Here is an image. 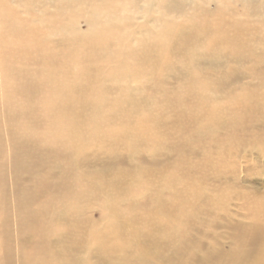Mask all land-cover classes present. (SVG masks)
I'll list each match as a JSON object with an SVG mask.
<instances>
[{"label": "rangeland", "instance_id": "1", "mask_svg": "<svg viewBox=\"0 0 264 264\" xmlns=\"http://www.w3.org/2000/svg\"><path fill=\"white\" fill-rule=\"evenodd\" d=\"M63 1L44 2L43 8L55 10ZM157 1L149 16L144 4L135 1H122L115 13L100 12L104 23H123L133 15L137 24L147 26L130 39L129 48L139 47L137 37L148 38L157 27L164 29L163 43H147L158 52L148 57L154 64L144 74L127 71L98 96L89 89L67 96L60 109L66 110L68 123L53 118L47 105L51 95L44 87L23 101L31 116L15 113L19 117L12 116V126L0 91V264H15L16 259L22 264L34 253L35 246L24 239L34 230L54 239L77 225L82 233L75 247L93 258L98 241L105 239L107 246L122 245L132 256L158 243L170 254L196 252L201 262L218 240L223 250L232 248L230 228L253 229L257 207L264 205V122L244 115L243 109L251 100L264 106V0ZM69 6L60 14L63 21ZM77 26L85 32L91 28L84 18ZM230 30L236 40L226 47L220 35ZM46 39L37 55L21 44L17 51L8 45L6 56L0 55L11 70L7 86L19 88L22 80L50 73L65 80L78 71V57L72 55L43 67L42 59H48L43 54L67 38L54 32ZM130 58L134 53L126 51L120 60ZM82 76L78 85L84 89L91 80L87 72ZM9 100L11 108L21 105L17 98ZM93 120L98 126H91ZM25 125L31 135L23 145L32 158L23 169L13 153L16 143L24 142ZM76 150L90 156L89 167ZM91 184L103 185L96 200L87 195Z\"/></svg>", "mask_w": 264, "mask_h": 264}, {"label": "bare ground", "instance_id": "2", "mask_svg": "<svg viewBox=\"0 0 264 264\" xmlns=\"http://www.w3.org/2000/svg\"><path fill=\"white\" fill-rule=\"evenodd\" d=\"M53 1L54 0H0L1 56H6V49L8 45L12 46L13 51H17L20 50V44L22 47L34 50V54L37 55L38 50L42 47L44 42L47 41L46 37H50L54 32H60L63 36V40L65 38L67 39L54 43L52 50L43 54L48 58L42 59L43 67L48 64L55 65L57 64L58 59L65 58L70 55H72V57H78V63L76 65L78 71L71 75L70 78L60 80L54 73H50V75L42 74V77L36 80L20 81V87L17 88L15 86L16 88L14 87V89L10 85H6V74L11 71L6 63V58L5 61L2 63L0 62V91L3 92L2 97L5 102L4 106L8 109L7 111H9L7 112L9 113L8 119L12 126L18 120L19 116L17 117L16 114H20V116L22 115L23 117L31 116V111L29 110L31 107H29V104L23 103V101L25 102L27 98L32 97L33 93L40 91L44 87H48V93L51 95L47 105L50 110L53 109V118L56 122L59 121L61 123V121L64 120V123H68L69 116L66 110L60 109V105L62 103H68V97H73L74 94L77 93L81 94L86 89H89L93 96H98L100 92L102 93L103 89L106 90V85L108 83H111L118 78H125L123 75L127 74V71L131 73L137 71L144 74L154 64V60L148 57L158 49L156 45L148 46L147 43L152 40H157L158 44L163 43L162 38L164 36V29L162 27H157V32L154 30L151 31L156 35L148 32V38H141L137 33V38L139 39L141 45L139 47H137V45L129 48V41L132 37L136 39V32H142L144 31V28L148 29L145 24H137L133 15L126 17V21L123 23V19H114V21L109 20L105 23L99 20V15L102 10H106L104 11V15L109 12H116L117 5L122 1H124V4L134 3L133 1H135L136 4L138 2H142L144 4L143 11L147 16H149L153 10L152 6L159 4L157 0H64L67 2L63 1L58 4L55 10L43 8L44 2ZM98 1H101V3ZM163 2L164 0H162V3ZM70 4L71 8L66 14L67 18L63 21L60 14H63L65 10L70 7ZM162 12L165 14L164 8ZM81 18L87 19L88 25L91 27L88 32L82 31L78 28L77 24ZM128 19H131V24L133 25L128 23ZM154 21L150 24L149 29L153 27ZM133 26H135L137 30ZM120 28L125 29V31L120 30ZM234 33L235 31L230 30V32H225L220 35L225 39L223 40V43L227 45L226 47H231V44L235 42L236 36ZM10 37L11 39H9ZM13 37L19 38L20 41H15V38ZM24 51L26 50L24 49ZM126 51H132L134 53V58H130L128 61L120 60ZM12 56L16 58L17 54L13 53ZM19 59L20 58H18L17 61H19ZM83 65L86 67L89 66V68H86L83 71L81 70ZM20 68L24 67L20 64ZM110 69H114L115 72L111 73ZM123 69L126 70L124 74H117ZM84 72L90 74L91 82H89L90 85L87 88L81 89L78 85V81ZM20 73L23 74L22 71H20ZM82 77H85V75ZM10 87L12 89L6 91V89ZM10 98H17L18 103L21 105L17 104V106H13L14 109L11 108L9 106L12 105L10 104ZM248 102L246 108L243 109L245 111L244 115H248L256 120L264 122V106H261V104L256 102L252 103V100L249 102L250 104ZM11 110L15 112H11ZM109 112L111 115H114L117 111L115 109H111ZM119 112L117 114H119ZM12 116L17 117L16 121H13ZM91 124V126L94 125L95 127L98 126L99 122L93 120ZM67 126H69V124L65 125V127ZM24 127V130L27 131L25 133V137L21 138L24 142L22 144L16 143L17 152L15 154L13 153V156L18 165L23 167V169H26L28 168V162L30 158H32V155L30 149L27 150L23 145L26 142L25 138H28L31 135L26 125ZM14 132V134H16L17 131ZM36 134H38V132ZM96 134H102V136L106 135L99 130H97ZM107 137H111V134H107ZM17 138L20 140V137ZM91 138H94L95 140L100 139L98 136L94 135H92ZM27 142L31 141L28 140ZM37 142L38 141H36V143ZM33 146L35 147V145ZM79 151L80 150H76L75 154H78L82 163L86 166L90 165L92 161L90 160V156L87 153H79ZM32 154L34 156V153ZM52 157L50 158L52 159ZM51 161H53V159ZM54 161L57 163V160L54 159ZM104 166H101V168H104ZM106 167H108V165ZM90 168L93 169L91 166ZM102 186H95L91 184L87 189V195L92 197V199H98L103 191ZM43 206L44 205L40 207L41 211L43 210ZM257 208L258 210L256 211V215L259 214V217L255 220L253 229L252 227L246 228L241 226L237 229L234 228V232L233 228H230L231 234L229 235V238L231 239L233 245L232 248L228 251L223 250L221 248L223 242L218 240L214 243L213 248L207 253V255H205L204 259L201 260L202 263L199 262L200 259H198L196 252L189 254L190 251L182 249V251L175 252L176 254H170L165 251V247L161 249L158 243L151 244L149 250L143 255L132 256L126 253L128 251L122 245L115 248L107 246L105 239L98 241V246H96L97 250L95 252L97 257L93 258L91 254L81 252L80 249L75 247V239H77L78 234L82 233V229L78 228L77 225H73L71 227L72 232L69 231L68 234L60 235V237L55 236L54 239L51 236H49V239L45 238L42 230L41 233H38L35 230H30L31 232L27 233L24 239L25 242L32 243V246H35V252L32 254L30 253L31 255H27V259L25 261H21H24L23 263L26 264H158V262H162L164 264H264V205L261 204ZM63 242H66V244H63ZM17 244L19 245V243ZM152 246H154V250L152 249ZM20 249L22 250V248ZM187 254H189V256H186ZM76 255H79L78 258ZM14 256L15 255L13 254V258H11L15 259ZM58 257L69 258L65 261H61ZM4 259L7 258L4 257ZM19 259H21V256ZM6 263L7 260H4L3 264Z\"/></svg>", "mask_w": 264, "mask_h": 264}]
</instances>
